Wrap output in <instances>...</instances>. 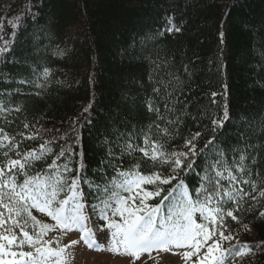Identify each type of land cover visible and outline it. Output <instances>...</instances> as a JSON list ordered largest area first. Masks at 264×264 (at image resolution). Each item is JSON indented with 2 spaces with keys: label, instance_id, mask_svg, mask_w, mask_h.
I'll list each match as a JSON object with an SVG mask.
<instances>
[{
  "label": "trees",
  "instance_id": "trees-1",
  "mask_svg": "<svg viewBox=\"0 0 264 264\" xmlns=\"http://www.w3.org/2000/svg\"><path fill=\"white\" fill-rule=\"evenodd\" d=\"M5 44L11 51L0 58V102L20 111L0 116V128L20 145L21 154L38 152L45 141L54 151L72 146L86 224L110 222L93 206L114 195L111 188L98 189L119 179L117 167L171 178L174 165L121 153L128 143L143 147L151 136L167 156L184 153L194 161L172 184L142 186L144 192L175 197L173 203L180 200L174 186L182 182L196 201L214 164L233 169L245 154L255 161H246L245 168L260 187L240 202V223L225 221V235L236 237L234 245L253 249L236 264H264V198L259 195L264 191V0H0V47ZM149 102L160 112L149 111ZM165 103L180 119L160 120L161 114H173ZM224 113L230 117L224 128L213 129L212 120ZM157 126L168 136L156 135ZM208 140L214 145L205 146ZM190 141L194 156L185 146ZM108 153L113 155L106 159ZM9 155L16 158L15 152ZM46 167L38 162L26 172ZM161 200L147 203L155 207ZM32 214L42 224L53 222L35 210ZM194 219L204 223L198 214Z\"/></svg>",
  "mask_w": 264,
  "mask_h": 264
},
{
  "label": "snow or ice",
  "instance_id": "snow-or-ice-1",
  "mask_svg": "<svg viewBox=\"0 0 264 264\" xmlns=\"http://www.w3.org/2000/svg\"><path fill=\"white\" fill-rule=\"evenodd\" d=\"M10 51L6 44L0 47V58L7 56ZM19 83L23 85L25 81L21 80ZM156 91L159 93L161 90L157 88ZM3 95L0 91V96ZM164 107L167 113H173L171 105L165 103ZM148 110L160 112L151 102ZM19 111V108L10 109L0 102V116L7 118L11 112ZM178 119L180 113H173L171 118L165 114L160 115V120L167 124ZM229 119L227 113H224L219 120H212L211 126L213 129H223ZM157 127L156 135L168 136L166 128ZM34 138L25 136L23 139ZM214 143V140H208L205 146ZM142 144L143 147L133 148L128 143L120 148V152L127 150L129 155L136 152L150 161L174 165L171 178L164 179L160 174L144 177L138 169L127 172L116 168L115 176L119 179H113L104 188L98 189L106 192L111 188L114 195L103 198L101 205L93 206L94 210L101 212L100 219L107 218L110 221L107 222V229L111 230V247L105 248L100 246L95 234L86 227L83 215L85 206L80 202L83 198L81 180L78 170L72 167V146L62 145L54 151L49 142L45 141L38 152L21 154L20 145L14 144L13 138L0 128V157L4 158L3 163H0V264H66L64 254L80 243L89 251H108L117 256L132 257L133 264L144 254L152 256L153 252L168 253L171 249L191 250L182 253L188 264H191L194 257L197 258L196 264H236L240 258L250 255L253 249L247 245H234L236 237L225 235L228 232L225 221L230 218L233 222L240 223L237 216L242 211L240 202L248 199L260 187L253 183L245 168L246 161L250 164L255 161L240 154L236 158L237 166L233 169H218L214 164L205 176L204 183L199 186V191L195 193L199 199L193 201L181 182L172 189L173 193H177L179 189L180 196L179 202L173 203L175 197L169 199L160 190L154 193L144 192L142 186L172 184L181 170L190 168L194 161L184 153L167 156L164 145L153 142L151 136H146ZM185 146L191 149L193 156L196 154L191 141ZM10 152H15L16 158H12ZM112 155L108 153L106 159ZM216 155V163H219L222 155L219 149ZM183 161H188V164ZM38 162L47 163V167L34 173L26 172V169ZM74 172L77 175L69 179ZM121 193H126L127 198ZM259 195L264 198V191H260ZM161 196L163 200L157 206L148 205V200ZM165 201L171 206H166ZM252 203L255 204V200ZM33 210L48 217L55 226L42 224L33 216ZM197 214L204 223H196L194 217ZM260 215L264 216V213ZM117 218L121 223L115 222ZM57 229L62 233L78 232L80 240L66 247L53 249L54 244L59 245V238L50 242L45 238Z\"/></svg>",
  "mask_w": 264,
  "mask_h": 264
},
{
  "label": "rangeland",
  "instance_id": "rangeland-1",
  "mask_svg": "<svg viewBox=\"0 0 264 264\" xmlns=\"http://www.w3.org/2000/svg\"><path fill=\"white\" fill-rule=\"evenodd\" d=\"M47 221H45L46 223ZM121 223V221H120ZM46 224H49L47 222ZM49 226H55V224L50 223ZM101 229H104L103 231ZM89 230L95 234V239L100 244L101 247L109 248L111 247L109 240L111 236V230L107 229V226L99 228H89ZM59 238V245H53V249L57 247L63 248L75 241L80 240V233L72 232L62 233L59 229L57 231L50 233L47 237V241H52ZM183 251H191L185 249H171L168 253L163 252H153L152 256L144 254L135 264H188L187 261L183 259ZM181 253L180 255H174L173 253ZM66 257V264H133L132 257L117 256L111 252H94L89 251L83 243L69 248L64 254ZM196 259L193 258L191 264H196Z\"/></svg>",
  "mask_w": 264,
  "mask_h": 264
}]
</instances>
